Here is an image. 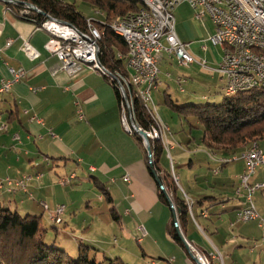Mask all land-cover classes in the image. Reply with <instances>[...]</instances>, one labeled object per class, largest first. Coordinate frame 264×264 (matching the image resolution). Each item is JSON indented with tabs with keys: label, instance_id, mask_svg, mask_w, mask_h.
<instances>
[{
	"label": "crops",
	"instance_id": "obj_1",
	"mask_svg": "<svg viewBox=\"0 0 264 264\" xmlns=\"http://www.w3.org/2000/svg\"><path fill=\"white\" fill-rule=\"evenodd\" d=\"M196 13L197 11L186 3L174 10L177 37L190 44V52L198 61L209 59L215 64L214 69H210L193 63L188 66L189 69L200 66L205 72L211 70L212 76H219L222 90L225 78L217 69L223 57V50L219 47V52L218 46H213L209 41L215 33V24L209 16H205L201 21L196 20ZM9 40L14 41L11 47H7ZM23 40L28 41L40 53L38 60L30 61L27 58L22 50ZM48 40L47 32L37 30L35 24L7 12L6 4L0 1V85L2 80L11 77L9 68L23 69L25 72V77L10 93L0 95V180H15L24 174L43 175L40 181L30 182L26 191L8 193L5 189L0 190V202L11 209L17 208L23 213L41 216L44 213L41 202L51 201L52 208L66 202L56 197L59 190L58 171H61V175H75L76 179L78 174L88 173L94 181L104 185L112 199L110 204L115 208L118 220L124 221L126 229L133 227L135 221L145 225L148 231L147 241L143 246L146 253L149 248H146L147 244L161 246L166 239L159 241L161 234L154 222H161L165 229L170 207L160 198L159 186L149 171L144 146L135 135L123 127L122 111L114 84L107 77L89 69H84L75 76H69L65 72L54 74L53 71L59 62L45 50ZM204 45L207 47L206 51L202 50ZM174 62L180 68L185 67L180 66L174 56L164 55L159 63L160 76L154 91H163L164 96L170 95L178 103L192 102L189 95L179 98L170 92V83L175 81L179 86V93L187 94L184 89L182 92L181 88L189 84L191 79L190 75L184 73L174 78L169 72ZM206 63L208 65L209 62ZM153 103L155 104L154 100ZM34 117L44 123L33 121ZM15 134L20 136V142L13 140ZM258 145L264 154V139L260 140ZM217 159L218 168L215 169V174L228 172V177L234 179V184L231 188L224 184L216 193L203 196L214 199L206 201L202 206L195 204L194 207L197 208V215L202 223L207 224L212 221L210 209L219 203L223 204L221 212H216V216L220 219L222 214H227L226 220H229L230 228L235 229L243 224L236 223L231 226L236 213L245 206L244 199L236 195L229 198L225 191L229 188L235 192L238 188L237 176L240 171L238 175H234L238 169V165L234 164L243 162L242 173L246 165L244 161L239 160L223 166L224 158ZM259 173L251 178V182L264 183V172ZM127 175L130 177L128 182L124 181ZM186 195L188 197V194ZM201 198L190 201L196 203ZM194 207L192 204L193 210ZM248 225H257L259 229L264 230V227H259L257 221L245 223L244 227L238 228L245 241L252 239L248 236ZM207 228L209 229V224ZM191 243L199 249V253H209L197 246L193 240ZM262 245L264 246V241ZM216 249L220 253L217 247ZM183 252L178 249L176 254L172 253L175 254L171 258L172 264H185L180 262ZM220 255L222 256L221 253ZM120 258L123 259L121 256ZM203 263L207 264L205 261ZM259 263L261 264V259ZM187 264L196 263L189 259Z\"/></svg>",
	"mask_w": 264,
	"mask_h": 264
},
{
	"label": "rangeland",
	"instance_id": "obj_2",
	"mask_svg": "<svg viewBox=\"0 0 264 264\" xmlns=\"http://www.w3.org/2000/svg\"><path fill=\"white\" fill-rule=\"evenodd\" d=\"M64 1L67 3H75L74 0ZM76 7L78 11L88 19L97 22H104L105 20L101 12L88 4L76 1ZM220 49L217 47L219 52ZM206 61L209 62L207 67L214 69L215 64L209 59ZM189 68L190 67L180 68L175 62L171 66L169 72L174 78L180 73L191 76L189 84L182 87L187 92L185 95L180 94L178 91V84L175 83V81H171L170 92L173 96L183 98L189 95L191 97V103L198 106L221 104L225 98V92H223L224 87L221 90V86L219 85V76H212L211 70L205 72L200 66L191 67L192 69ZM152 92L153 94L151 96H153L152 98L156 106L153 108L152 103L149 106L154 109L155 114L163 125L167 129H170V132H166V136L163 134L164 132H162V137H168V146L165 147L160 165L162 169L173 174L175 182L179 184L180 190L187 200L191 216L187 232L188 238L209 253H199V249L188 241L192 246V252L194 254H200L199 259H203L207 264H254L255 261V264H260V259L261 264H264V255H262V253H264V246L262 245L264 241V230L259 229L257 225H248V236L252 239H250L251 241H245L241 237L243 233L241 234L240 231H238V228L240 226L244 227L245 223L233 229L230 228V224H228L229 220H226L227 214H222L220 219L216 216V212H221L223 204L220 205L221 203H219L217 206L210 209L212 221L207 224H204V222L202 223L201 219L198 217L197 208L194 207L193 210L192 206H189L190 203H192V201H190L191 199L196 200L205 195L214 194L221 186H224V184L230 188L232 187L234 179L232 180L231 177H228V172L225 174L223 171L221 174L219 173L220 175H216L215 169L218 168L217 157L232 159L234 155H213L206 150L201 142L203 127L199 124L198 120L195 117L186 119L169 108L164 102L165 96L163 91L160 93L153 89ZM179 103L183 104L181 101ZM130 134H133V132ZM190 140L192 141L189 143ZM143 143L145 145L144 139ZM241 154L242 151L237 153L236 156ZM235 165H238V169L234 175H238L240 171V175L237 176V183H239V178L244 173V171L242 173L244 168L242 167L243 162L236 163L234 166ZM262 171L264 172V170L258 169L256 175ZM57 174H59L57 182L59 190H57L56 197L66 202L59 203V205H56L54 208H52L53 205L51 201L41 202L44 211L41 215L42 226L45 229L44 241L48 245L55 244L66 250L68 255L74 259L78 256V247L80 244L93 247L94 250L91 252V258L95 259L98 264H109L108 260L117 257L120 258V256L126 264H172L171 258L178 252V249L184 251L183 257H180V262L187 264L189 259L194 261L188 250L187 253L186 250L180 248L181 246L175 244L168 236L167 227L173 215L171 209H169V219H167L168 222L165 229L161 222H154V225L161 234L159 241L165 238V243L161 246L147 244L146 248H149L146 253L143 247L148 237V231L145 225L139 223L140 221H135L133 227H127L130 231L127 232L128 230L125 228L124 221L113 218L111 213L113 205H111L106 198L103 199L104 193L95 185V181L91 175L88 173H80L77 176L78 178H75L70 185L61 186L59 184L60 179L69 178V175H61V171H58ZM186 194H188V197ZM225 194H227L229 198L232 197V195H236L235 192L231 191L229 188L225 191ZM170 198L173 202L171 195ZM253 201L257 211L262 216L259 215L264 219V190L258 191L254 195ZM44 205L48 206L49 212L44 210ZM61 205L65 207V212L62 217L63 223H52L49 220V216L52 214L51 211ZM18 211L21 215H26V213H23L21 210ZM257 222L259 223V221ZM236 223L241 222H236L235 220L232 224L235 225ZM208 224L209 229L207 228ZM142 228L145 229L147 232L146 234L142 232ZM213 233L217 234L213 235ZM236 238H240V240H236ZM240 244L242 247H240ZM215 246L220 250L222 256ZM161 249H163V251ZM172 253L175 254L173 255ZM226 256H228L229 259H227Z\"/></svg>",
	"mask_w": 264,
	"mask_h": 264
},
{
	"label": "built area",
	"instance_id": "obj_3",
	"mask_svg": "<svg viewBox=\"0 0 264 264\" xmlns=\"http://www.w3.org/2000/svg\"><path fill=\"white\" fill-rule=\"evenodd\" d=\"M6 4L7 12L13 13L11 6H22L16 11L17 18L43 16V21L37 25V30L45 31L49 34V40L45 44V50L58 59V66L53 71L54 74L65 72L69 76H75L84 69L97 72L107 77L112 83H116L121 91L123 101L122 121L124 127L131 131L129 121L135 120L133 84L125 83L120 79V74L111 73L100 60L98 51L97 31H99L88 20L86 30L79 29L73 24L63 22L50 14L43 12L37 7L33 10L27 6L25 1L20 0H0ZM154 5L159 12V21L146 19L141 12L131 13L125 17L117 19L112 25L114 33L121 37L127 46V62L134 65V74H141L143 78L142 91H135L137 98L141 99L149 115V104L142 99V92L149 81H158L160 76L159 63L165 54L174 56L180 66L188 67L193 63H199L203 68H207L205 61H198L190 52V45L183 43L177 37L176 23L173 16L175 8L182 3H188L196 13V20L201 21L206 15L215 24V33L209 41L213 46L221 47L223 57L217 72L225 78L223 92L233 91V85L249 84L255 81H264V55H257L250 51V43L258 42L264 46V12H258V5L264 2L255 0V6H248V0H147ZM9 4V5H8ZM36 7V6H35ZM14 44L9 40L7 47ZM22 50L30 61L40 58V53L32 47L28 41L23 40ZM206 51L207 47L202 46ZM118 58L123 56L118 54ZM11 77L4 79L0 85V95L10 93L16 84L24 77L23 69L9 68ZM133 76V74H131ZM123 88L125 92L122 91ZM183 92V88H181ZM82 118V116H80ZM154 124V118L151 117ZM33 121L43 124V120L34 117ZM157 126V124H156ZM6 129V127L4 128ZM170 131V129L168 128ZM157 133L162 137V130L157 126ZM15 142H20V136H13ZM165 141V137H162ZM262 149H247L243 156H234L232 159H222L223 164L242 160L246 164L245 172L239 178V187L236 189V196L244 199L245 206L236 213V222L248 223L259 221V227H264V219L259 215L255 203L254 195L258 191L264 190V183H251V178L258 169L264 170V158ZM42 174L23 175L19 179L6 178L0 180V190L5 189L9 193L17 190L26 191L30 182L40 181ZM75 175L69 178H62L59 181L61 186L70 185L75 179ZM124 181H130V177H124ZM193 204V202H192ZM46 210L47 205H44ZM65 207L57 206L51 211L50 219L55 222H62ZM232 227L234 224L231 225ZM142 232L146 234L144 228ZM142 241V240H140ZM198 254V253H197ZM200 256V254H198ZM203 262V259H200Z\"/></svg>",
	"mask_w": 264,
	"mask_h": 264
},
{
	"label": "trees",
	"instance_id": "obj_4",
	"mask_svg": "<svg viewBox=\"0 0 264 264\" xmlns=\"http://www.w3.org/2000/svg\"><path fill=\"white\" fill-rule=\"evenodd\" d=\"M20 1L30 3L52 17L73 24L82 30L87 29L89 19L78 11L76 1L88 4L101 12L105 18L104 22L90 19L101 35L98 42L101 63L111 73H118L122 78L129 81L126 61L128 49L125 41L114 33L111 25L119 18L140 11L144 6L142 0H74L75 3H67L64 0ZM9 6H11L15 16H17V9L22 7L12 4ZM23 20L37 26L43 21V16L25 17ZM118 54H121L123 58L119 59ZM113 84L121 107L123 101L121 91L115 82ZM133 89L137 91L134 87ZM134 90L133 100L136 124L150 138L153 168L165 184L166 191L172 196L180 228L186 239L191 242L187 233L191 218L187 200L183 192H181L180 186L175 182L173 174L162 169L160 165L165 147L162 144L160 134L157 133L158 124L157 122V126L154 124L151 119L153 117L152 112L150 116L141 99L137 98ZM164 102L180 116L186 119L195 117L198 120L203 127L201 142L206 150L213 155L236 156L240 151L245 153L247 149L258 145V142L264 139V88L262 87L238 92L229 97L225 94L224 100L219 105L198 106L191 102L179 104L167 94H165ZM149 111L151 110L149 109ZM153 118L156 121L155 117ZM133 135L144 146L147 164L152 174L149 165L150 159L143 143V138L137 133H133ZM225 165L227 164L223 166ZM95 185L104 193L103 197L111 203L112 199L104 185L97 181H95ZM159 191L161 200L170 207L169 201L160 188ZM212 199L214 198L206 197L200 199L196 203L193 202V207L195 204L196 206H202L206 201ZM44 210L48 211L45 208ZM111 213L114 219H119L114 207H112ZM49 220L55 224L63 223V218L61 223ZM44 230L42 216L31 214L23 216L17 208L11 209L0 202V264H98L95 259L91 258L93 247L80 244L78 256L74 259L68 255L66 250L55 244L48 245L45 243ZM167 231L170 238L187 251L178 236L173 215ZM108 262L109 264H126L119 257L108 260Z\"/></svg>",
	"mask_w": 264,
	"mask_h": 264
},
{
	"label": "bare ground",
	"instance_id": "obj_5",
	"mask_svg": "<svg viewBox=\"0 0 264 264\" xmlns=\"http://www.w3.org/2000/svg\"><path fill=\"white\" fill-rule=\"evenodd\" d=\"M257 1L258 2H264V0H257ZM142 2H143V5L144 6H143V8H141V10L139 12H141L142 15H144V17H146V19H148V20H151V21H159V12L157 11V8L154 5L150 4L147 0H142ZM182 4H184V3H182ZM186 4H188V3H186ZM248 6H255V0H248ZM258 12H264V4H259L258 5ZM173 16H174V14H173ZM97 38H98V40H100V38H101V35H100V32L99 31H97ZM186 44H188V43H186ZM98 51L100 52L99 45H98ZM250 51L255 52V54H257V55H264V46H262L261 44H258V42H251L250 43ZM127 73H128L129 81H127L128 79L125 80L121 76H120V79H124L125 83H131V84H133V87L137 91H142L143 78H142L141 74H134V65L132 64V62H127ZM131 74H133V76ZM156 83H157V81H149L148 82V85L145 86V88H144V90L142 92V99L143 100H146V102L149 105L152 103L153 108H154L155 104L153 103V100H152V96L151 95H152V91H153ZM257 87L264 88V81H255V82H250L249 84H237V85H233V91L225 92V94L229 97L230 95L232 96L234 94H237L238 92L247 91V90H250V89H253V88H257ZM149 109L151 110V112L153 114V117H155V120H156L158 126L161 128L162 132H164L163 134L166 136V134H167L166 132L167 131L170 132V131L163 125V123L161 122V120L155 114L154 109H152L150 106H149ZM122 124H123V121H122ZM133 125H136L138 127V125L136 124V119L133 120V121H129V126H130L131 131H128L124 126L123 127L125 128L126 131H128L130 133H132V132L133 133H137L135 131ZM131 126H132V128H131ZM167 139H168V137H165V141L162 140V143H163L164 147H167L168 146L167 145ZM251 149H259V147L257 145H254ZM245 154H246V152L243 153V155H245ZM243 155H241V156H243ZM262 158H264L263 152H262ZM127 176H129V175H127ZM189 206H192V204L190 203Z\"/></svg>",
	"mask_w": 264,
	"mask_h": 264
},
{
	"label": "water",
	"instance_id": "obj_6",
	"mask_svg": "<svg viewBox=\"0 0 264 264\" xmlns=\"http://www.w3.org/2000/svg\"><path fill=\"white\" fill-rule=\"evenodd\" d=\"M26 5L29 6V7H31L33 10H37V7H35L34 5H32L30 3H26ZM121 89H122L123 92H125V90L123 88H121ZM133 127L136 130V132L144 139L145 147H146V150L148 152V156L150 158L149 165H150V168L152 170V174H153V176L155 178V181L158 184L159 188L162 190V192L164 193V195L166 196L167 200L170 203V208H171L172 214L174 216L175 227L177 229L178 236L180 237L181 241L185 245L186 249L189 251L191 257L194 259V261L196 262V264H203L200 261V259H199V255L198 254H194L192 252V246L188 242V240L186 239V237L184 236V234H183V232H182V230L180 228V225H179V222H178V219H177V215H176L175 206H174V204L172 202V199L170 198V195L166 191V188H165L162 180L160 179L159 175L157 174V172L153 168V164H152L153 163L152 162V150H151L150 140L148 138L147 133L145 131L141 130L140 128H138L136 125H133Z\"/></svg>",
	"mask_w": 264,
	"mask_h": 264
}]
</instances>
